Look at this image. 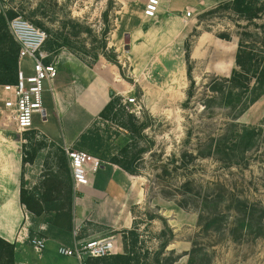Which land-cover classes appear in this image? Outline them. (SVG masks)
<instances>
[{
  "label": "rangeland",
  "instance_id": "obj_1",
  "mask_svg": "<svg viewBox=\"0 0 264 264\" xmlns=\"http://www.w3.org/2000/svg\"><path fill=\"white\" fill-rule=\"evenodd\" d=\"M145 2L0 0V9L2 6L18 11L23 9L22 16L30 20L27 14L41 6L39 10L42 14L38 13L35 18L52 34L59 35L60 41L67 38L69 45L91 66L100 58L114 64L112 61H118V54L121 56V63H117L122 78L133 87L124 96L136 101L135 105H126V111L131 113V110L139 108L136 116L149 121L150 127L145 134L149 141H153L151 150L140 162L139 175L144 178L146 197L133 209L131 230L137 236L134 246L126 235L129 249L138 264H154V254L169 236L163 219L174 237L159 255L161 264H188L187 253L192 249H195L193 264H264V238L243 231L234 239L229 233L234 226V213L228 208L236 199L248 205L264 207V94L234 119L220 100L207 91L210 77L229 76L234 67L238 32L236 16L229 9H215L217 5L199 12L191 10L192 16L181 39H168V46L157 47L154 53L146 54L140 44L141 38L134 35L143 17ZM70 19L83 26L78 35H71L74 29L63 27V21ZM130 31L134 35L133 45L125 50L124 34ZM222 34L230 35L231 40L220 38ZM103 43L105 47H102ZM103 51L109 60L101 55ZM21 68L26 75L30 74L31 60H22ZM188 69L195 80L190 100H187L190 85ZM116 96L123 99L121 95ZM205 100L211 102L208 104ZM44 108L46 121L43 122L39 114H34L33 129L45 132L57 130V120L45 99ZM94 126L103 143L109 144L111 152L116 153L119 144L124 142V131L113 121L103 119H98ZM243 127L256 131L252 147L244 153L243 160L229 165L220 154H207L209 143L213 147L214 141L222 135L231 141L233 132ZM31 135L23 133L22 137L29 138ZM35 138L46 143L47 163L43 164L37 185L40 186L42 176L47 179L52 172L51 153L55 147L42 135ZM76 149L92 154L86 147ZM200 152H205V157ZM48 154L50 158H47ZM23 184L25 188L32 186H28L25 180ZM218 193L225 197L223 200L228 198L229 202L220 203L216 211L222 217L221 224L206 228L207 213L200 210L202 200ZM201 213L204 214L202 219L199 217ZM47 218V215H42L40 220ZM71 236L72 232L62 235L61 239L68 241Z\"/></svg>",
  "mask_w": 264,
  "mask_h": 264
},
{
  "label": "crops",
  "instance_id": "obj_2",
  "mask_svg": "<svg viewBox=\"0 0 264 264\" xmlns=\"http://www.w3.org/2000/svg\"><path fill=\"white\" fill-rule=\"evenodd\" d=\"M223 1L229 0H161L156 17L143 15L134 35L141 38L140 44L146 54L154 53L155 48L168 46V39L175 41L183 37L190 20L185 17L187 10L199 12ZM128 33L131 49L134 35L131 31ZM56 59L58 74L51 82H46L42 100L43 108L44 99L50 106L58 129L50 132L32 129L24 134L34 133L35 137L42 135L48 142L64 150L74 149L79 136L99 119L98 115L111 99V94L125 97L133 87L123 80L120 67L104 58L98 59L90 67L69 50L61 49ZM117 59L119 62L122 59L119 54ZM4 98L5 93L0 89V238L15 246L14 264H83L75 257L58 253L59 245L69 244L71 238L63 241L46 235L48 223L40 219L42 215L49 217L53 212L36 216L20 201L22 181H27L28 186L32 185L26 188L28 190L38 185L46 152L43 148L36 153L32 163H23L22 134L2 119ZM145 197L144 178L141 175H132L116 164L103 161L97 172L89 174L87 185L75 190L72 186L71 232L79 226L83 239L114 234L120 246L118 253H121L122 232L132 228L133 209L142 204ZM31 231L34 236L45 239L42 251L30 246Z\"/></svg>",
  "mask_w": 264,
  "mask_h": 264
},
{
  "label": "trees",
  "instance_id": "obj_3",
  "mask_svg": "<svg viewBox=\"0 0 264 264\" xmlns=\"http://www.w3.org/2000/svg\"><path fill=\"white\" fill-rule=\"evenodd\" d=\"M40 7L27 14L30 20L26 19L47 32V39L43 49L57 56L59 51L66 47L71 53L91 67L69 45L67 38L60 41L59 35L52 34L48 29H45L40 20L35 18L38 13L42 14L39 10ZM224 8L229 9L236 16L235 26L238 32L236 33L237 48L234 67L229 76L210 77L207 91L213 93L235 117L234 119H237L264 94V0H229L220 2L215 7V9ZM22 10L18 11L15 8H4L3 6L0 9V85L12 84L16 81L19 45L9 31L8 22L22 15ZM63 27L74 29L71 35H78L80 31H83V26L71 19L63 21ZM220 38L226 41L231 40L228 34H222ZM105 46L106 44L103 43L102 47ZM101 55L109 60L106 52L103 51ZM112 62L119 67L117 60ZM187 72L190 81L187 90V100H190L195 88V80L191 76L190 69ZM110 97L111 99L99 113L98 118L104 121H113L124 131V142L119 144L116 153H112L110 145L103 143V139L94 128L96 123L94 122L79 136L74 149L86 147L90 149L92 155L102 161L116 164L124 171L132 175H138L140 174V162L145 153L149 152L153 146V141H149L145 134V130L150 127L149 121H143L133 113L126 111L125 106L121 103L120 96L112 93ZM211 100H205V102L207 101L206 103L209 104ZM255 135L256 131L254 128L245 127L238 132L234 131L230 137L232 138L231 141L227 140L226 135H222L214 141L213 147L212 143H209L207 154H220L222 159L231 165L236 160L244 159V153L252 147ZM23 140V163H32L36 153L43 149L46 143L44 140H37L34 133L29 138H23ZM226 141L228 144H226ZM211 142L213 141L211 140ZM51 146H54L55 150L51 153L53 168L49 174L50 177L46 179L43 175L40 186H35L32 190L26 189L22 181L20 201L26 209L36 216L53 212L46 219L48 223L46 235L61 239L62 235L68 234L72 230V181L64 148L54 144H51ZM205 152H202V154L200 152V155L205 157ZM47 158H50V154H48ZM217 159L220 160L221 158ZM45 163L47 161H44ZM210 196L212 197L206 196L200 206V210L207 213L208 218L206 217L204 224L206 228H213L221 224L222 217L216 211H218L220 203H223V201L229 202L228 198L223 200L225 197L219 193L215 196ZM231 203L228 208L232 209L234 213V226L229 229L230 235L236 239L245 231L247 234L264 238V207L248 205L245 201H240L239 199L232 200ZM201 214L199 217L202 219L204 214ZM163 222L169 231V236L161 244L160 250L154 254V264H161L159 255L174 237L165 219H163ZM126 235H129L131 244L134 246L137 242L136 233L131 229L124 230L122 232L123 252L106 257L87 258L83 264H138L137 258L129 249V240ZM33 236L31 231L30 237ZM187 254L189 256L188 264H193L195 249H192ZM14 263L15 246L0 238V264Z\"/></svg>",
  "mask_w": 264,
  "mask_h": 264
},
{
  "label": "built area",
  "instance_id": "obj_4",
  "mask_svg": "<svg viewBox=\"0 0 264 264\" xmlns=\"http://www.w3.org/2000/svg\"><path fill=\"white\" fill-rule=\"evenodd\" d=\"M161 0H146L143 15L154 18L158 14ZM192 16L191 10L185 12V17ZM9 31L19 45L18 69L16 81L12 84H2L0 89L5 93L2 100V119L15 127L16 132L23 134L33 129V115L39 114L46 119L43 108L42 95L44 82H51L58 74L57 56L43 49L47 39L44 30L36 27L22 15L8 22ZM25 58L32 62V72L28 75L21 68V62ZM135 98L123 97L122 105L136 104ZM137 110L131 113L137 115ZM65 154L69 164L70 177L73 189L89 183V174L97 172L103 163L98 157L80 149H66ZM29 243L36 251L45 248L43 237L33 236ZM118 239L114 234L101 238L83 239L80 237V227L72 231L71 242L61 243L58 253L63 256L75 257L84 262L87 258L106 257L119 251Z\"/></svg>",
  "mask_w": 264,
  "mask_h": 264
},
{
  "label": "water",
  "instance_id": "obj_5",
  "mask_svg": "<svg viewBox=\"0 0 264 264\" xmlns=\"http://www.w3.org/2000/svg\"><path fill=\"white\" fill-rule=\"evenodd\" d=\"M124 48L125 50L130 49V34L129 33L124 34Z\"/></svg>",
  "mask_w": 264,
  "mask_h": 264
}]
</instances>
